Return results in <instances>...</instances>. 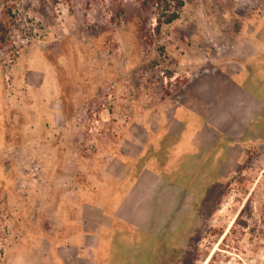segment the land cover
<instances>
[{
	"label": "rangeland",
	"instance_id": "rangeland-1",
	"mask_svg": "<svg viewBox=\"0 0 264 264\" xmlns=\"http://www.w3.org/2000/svg\"><path fill=\"white\" fill-rule=\"evenodd\" d=\"M163 9L179 17L157 30ZM255 29L258 43L264 0H0V264H64L71 235L100 225L99 264H264V130L214 147L210 129L187 137L199 119L181 108L191 72L246 68L235 61ZM44 64L54 118L19 84ZM246 65L264 87V55ZM201 152L212 154L192 172ZM161 160L174 181L198 176L177 221L152 238L107 225L117 196ZM92 217L104 224H61ZM116 251L134 258L114 262Z\"/></svg>",
	"mask_w": 264,
	"mask_h": 264
},
{
	"label": "crops",
	"instance_id": "crops-1",
	"mask_svg": "<svg viewBox=\"0 0 264 264\" xmlns=\"http://www.w3.org/2000/svg\"><path fill=\"white\" fill-rule=\"evenodd\" d=\"M260 32L255 29L248 34L250 38L248 43L251 45L252 52L245 59L247 62L244 63L241 59L236 58L235 62L245 66V69L235 67L227 70L221 65L215 64L212 69L208 70L209 72L204 69L190 73L189 80L184 86L187 88L186 95L189 97L182 100L181 108H183L185 116L188 115L199 120L197 125L189 128L190 131L187 129L188 138H197V135L199 137L200 133H204V131L207 133V129H210L213 131L210 140L212 146L216 147L225 142L229 144V147H233L241 139H244L249 131L264 130V87L254 86L255 82L249 80L251 75L248 73L246 65L264 55V39L256 43V37H259ZM48 72L46 64L30 68L27 71L29 77H25L19 82L22 86L26 85L29 92L40 94L38 99L35 98V104L37 109L41 110L38 113L41 118H54L60 113L51 106V103L57 102L54 98L56 89L52 87L49 90L48 88ZM32 79H37V84L33 85ZM43 93H49V97L42 96ZM61 114L64 117L66 115L62 110ZM180 122L186 125L184 119H180ZM235 124L242 126L239 134H236L237 136L233 135ZM199 147L201 149V144L198 145ZM211 154L212 152H201L200 156L203 158L199 160V165L203 166L206 163L205 158L211 157ZM188 195L189 192L185 187L167 179L150 167L142 168L130 187L123 194L117 196L114 209L110 211V214H107L110 220L107 225L119 220L150 234L156 233L154 230L169 227L177 221L178 213L185 206ZM92 208L95 209L92 210L93 214H96V209L99 207L92 205ZM61 224H66L63 226L66 228L67 224L72 226L73 224L96 225L104 223L92 217L86 223L78 220L75 222L66 220ZM101 229L102 225L98 229L95 228L88 232L81 229L79 233H73L71 241L66 242V244H70L71 253L62 257L64 264L66 261L70 264H99L94 250L98 244ZM61 244L64 245V243ZM74 249L79 251L72 252Z\"/></svg>",
	"mask_w": 264,
	"mask_h": 264
},
{
	"label": "trees",
	"instance_id": "trees-1",
	"mask_svg": "<svg viewBox=\"0 0 264 264\" xmlns=\"http://www.w3.org/2000/svg\"><path fill=\"white\" fill-rule=\"evenodd\" d=\"M158 7H162V6H160V4L158 3ZM179 17V13L178 12H170L169 14H167L166 12H165V10L163 9L162 10V12H161V14H158V16L155 18L156 19V25H155V28L158 30V29H160L161 28V26L163 25V24H169V23H171L172 21H174L176 18H178ZM169 133V132H168ZM168 137H170L171 139H172V137H173V139H174V147L178 144V141L180 140L179 138H174V136H172L171 134H168L167 135ZM172 136V137H171ZM166 144H168V145H170L171 144V142H167ZM167 146V145H166ZM171 147V145L170 146H167V148H164L163 150H162V152H167V154H169L171 151H172V148H174V147H172V148H170ZM165 161L164 160H161V163H158L157 165H152V167H150V168H152V169H154V170H156L158 173H160L162 176H164V177H166L167 179H169V180H171V181H173V182H175V183H177L178 181V183L177 184H179L180 186H183V187H186L185 186V181H190V180H195V175L194 176H191V175H189V176H185V177H182V178H180V179H178L177 181H174L175 180V178H173V176L171 175V173H170V169L168 170L167 169V167L165 166H163L165 163H164ZM163 164V165H162ZM200 165H199V161L197 162V165L192 169V172L194 171L195 172V169L197 168L198 169V167H199ZM141 170V169H140ZM191 172V171H190ZM197 178H196V180H198V176H196ZM186 178H187V180H186ZM139 231H142L143 233H147V231H143V230H140V229H138ZM149 237L150 238H152V235L151 234H149ZM143 251H145L144 249H143ZM126 254H123V253H121L120 251H116L115 252V256H114V262H121V259H122V262H124V260L126 259L127 261H130V259L131 258H134L132 255H131V258L130 257H126L125 256ZM123 256L124 257H126V258H123ZM100 260V259H99ZM132 261H133V259H132ZM141 262V260H137V262H136V264H139ZM120 264H122V263H120ZM146 264V263H145ZM147 264H153V262L152 263H149V262H147Z\"/></svg>",
	"mask_w": 264,
	"mask_h": 264
}]
</instances>
